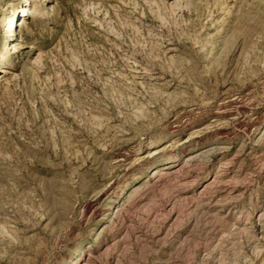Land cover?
<instances>
[{
  "label": "rangeland",
  "instance_id": "obj_1",
  "mask_svg": "<svg viewBox=\"0 0 264 264\" xmlns=\"http://www.w3.org/2000/svg\"><path fill=\"white\" fill-rule=\"evenodd\" d=\"M262 214L264 0H0V264H264Z\"/></svg>",
  "mask_w": 264,
  "mask_h": 264
},
{
  "label": "bare ground",
  "instance_id": "obj_2",
  "mask_svg": "<svg viewBox=\"0 0 264 264\" xmlns=\"http://www.w3.org/2000/svg\"><path fill=\"white\" fill-rule=\"evenodd\" d=\"M145 25V24H144ZM147 25V24H146ZM148 26V25H147ZM168 51H172V49H170V48H168ZM167 51V52H168ZM233 103H234V101H233ZM120 141H122V140H120ZM121 143V142H120ZM123 144H125V143H127V141H124V142H122ZM121 143V144H122ZM209 155V153H205V152H200V153H195L194 155H191L188 159H187V162H185V164H187V163H193V162H198V161H200V159L202 158H206L207 156ZM172 163H170V165L169 166H167V168L169 169L168 171L166 170V169H163V170H155L154 171V173H152V175H151V177H152V179H156L157 177H159V178H164L165 176H168V175H171V174H176V176L178 177V178H180L182 175H183V172H181V165H177V166H175V167H172V165H171ZM183 171V170H182ZM183 181H184V183L183 184H188L189 182H191V179H189L190 177H188V175L187 174H184L183 176ZM220 178H221V176H220ZM182 180V179H181ZM219 180V179H218ZM223 181V180H222ZM230 181V180H229ZM217 182V181H216ZM228 182V181H227ZM216 185V183H215V180L214 181H212V182H210L208 185H207V187H214ZM225 185H227V184H225ZM221 186V185H220ZM224 186V185H223ZM226 188V187H225ZM207 189V188H206ZM217 192V191H216ZM222 195V194H221ZM227 195H228V193H227ZM230 196V195H229ZM187 199H192V197L191 196H187L186 197ZM221 199V198H220ZM219 199V200H220ZM212 200H213V198H212ZM211 202V201H210ZM222 202V201H221ZM217 203V202H216ZM219 204H220V201L218 202ZM91 205V204H90ZM167 207H168V205H167ZM166 208V207H165ZM173 210V209H172ZM172 210L170 209V213L172 212ZM263 216H264V214H262ZM171 216V215H170ZM239 228V227H238ZM237 228V229H238Z\"/></svg>",
  "mask_w": 264,
  "mask_h": 264
}]
</instances>
